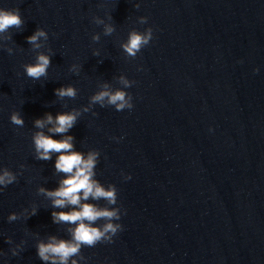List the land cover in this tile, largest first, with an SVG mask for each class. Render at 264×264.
<instances>
[{"label": "water", "instance_id": "95a60500", "mask_svg": "<svg viewBox=\"0 0 264 264\" xmlns=\"http://www.w3.org/2000/svg\"><path fill=\"white\" fill-rule=\"evenodd\" d=\"M0 8H18L24 20L0 37V169L17 174L0 191V264H44L38 241L71 238L74 225L51 213L74 206L55 209L38 193L66 174L55 170L57 154L35 158L32 135L36 119L73 109L81 114L66 135L75 151L100 153L96 179L116 186L109 207L120 208L122 225L112 242L82 247L79 264H264V0H0ZM37 28L48 40L33 50L26 38ZM148 28L150 43L128 57L129 32ZM37 52L51 65L32 80L23 65ZM121 75L134 82L124 89L131 109L90 103L104 83L123 88ZM68 85L75 99L58 98ZM13 212L20 218L9 222Z\"/></svg>", "mask_w": 264, "mask_h": 264}, {"label": "clouds", "instance_id": "9594fccd", "mask_svg": "<svg viewBox=\"0 0 264 264\" xmlns=\"http://www.w3.org/2000/svg\"><path fill=\"white\" fill-rule=\"evenodd\" d=\"M138 7V5H137ZM97 25L104 24L99 17L94 18ZM140 23H146V17H140ZM24 24V20L17 9L0 8V37L11 39L5 36L11 28L20 29ZM115 31L112 24L104 25V35H111ZM153 38V31L148 28L144 32L133 30L129 32L128 39L121 45L123 51L128 57L135 58L142 48L147 46ZM28 44L32 45L33 50L42 47L41 39L47 41L48 34L42 28H37L35 32L28 36ZM93 42H99L100 35L92 36ZM8 53H12V49H7ZM99 55V52H94ZM51 65V56L43 52H37L34 63L23 65L24 72L27 77L32 80H40L47 77L48 69ZM80 66L73 65L72 71L79 72ZM258 71V70H257ZM119 82L123 88L112 90L110 85L104 83L101 90L97 91L90 97L91 104H100L101 107L106 105L114 106L116 111L131 109L133 107L132 96L126 92L132 86L133 81L128 80L125 76L119 77ZM55 95L60 98L75 99L77 89L72 86H63L55 90ZM83 111L87 112L88 108ZM80 111L73 109L69 112L58 113L55 117L51 113H46L43 118L34 121V127L40 129L32 135L33 146L35 150V158L37 160L49 161L52 154H57L55 160V170L58 173L66 174L59 182V187L55 189H47L40 187L38 193L46 196L52 202L55 209H64L68 206H74L71 211H53L51 213L53 223H67L74 225L70 227V239H61L56 236L48 237L47 242L40 240L36 244V252L39 259L44 264H79V260H83L81 255L82 247H94L101 242H112L113 236L122 230V225L116 223L121 218V210L118 207H109L117 204L118 192L115 185L104 186L96 179L95 168L98 163L100 153L97 150H91L87 154L75 151L73 140L74 137L66 135L70 129L74 127L80 116ZM12 124L23 127L24 119L19 112H13L10 116ZM47 125L48 132L46 135L42 131ZM55 135L62 138L57 140ZM23 168V165H21ZM126 179H131L127 176ZM17 181V174L8 168L0 169V191ZM100 201L104 200L107 206H100L98 203H82V201ZM37 209L33 208L30 216L36 215ZM20 217L17 213L9 214V222L16 221ZM103 221V223H98ZM8 243H12L9 238ZM20 245L12 249V254L17 255Z\"/></svg>", "mask_w": 264, "mask_h": 264}]
</instances>
